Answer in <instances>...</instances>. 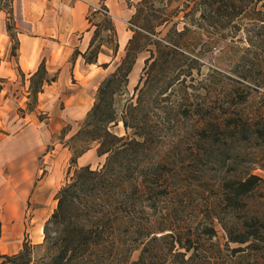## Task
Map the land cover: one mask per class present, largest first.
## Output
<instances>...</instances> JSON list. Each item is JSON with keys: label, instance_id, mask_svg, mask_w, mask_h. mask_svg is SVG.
I'll list each match as a JSON object with an SVG mask.
<instances>
[{"label": "rangeland", "instance_id": "374dc122", "mask_svg": "<svg viewBox=\"0 0 264 264\" xmlns=\"http://www.w3.org/2000/svg\"><path fill=\"white\" fill-rule=\"evenodd\" d=\"M23 1L13 0V10L0 15L11 18L7 26L10 22L15 37L26 29L17 22ZM79 1L31 0L39 20L52 22L54 27L56 19L63 20L62 33L48 38L56 47L63 44L69 49L67 60L61 63L68 74L66 81L59 80V72H52L50 76H57L58 81L46 85L38 98L30 96L31 77L11 62L16 43L9 32L7 48L0 53V78L6 81L0 91V264L2 256L18 254L25 244L44 242L45 226L57 209L69 171L74 175L82 168L78 161L76 167L71 163L74 152L87 145L72 138L85 127L101 84L122 63L138 30L132 19L141 0H109L111 21L104 12L91 20L97 26V45L104 42L112 49L118 41L119 51L114 55L105 49L108 56L101 62L109 65L107 70L88 68L79 55L85 49L81 33L73 31L72 23L77 27L95 8L88 15L73 10ZM150 1L146 14L158 25L159 12L152 8L159 10L165 4ZM192 1L174 0L167 12L177 11V16L156 28L157 36L166 41L173 38L185 56H179L182 61L176 67H158L144 85L147 94L140 119L152 137L143 153L131 157L133 182L147 193L135 194L133 210L156 231L196 228L205 216L222 208L226 179L248 173L264 178V143L255 136L264 121V0H227L229 12L241 9V15L229 20L209 14L201 17V9ZM112 26L116 37L109 31ZM177 31L185 32L177 36ZM148 43L142 39L140 46ZM62 49L57 50L62 53ZM149 55L144 50L138 54L129 82L114 97L119 114L137 103L135 88ZM76 65V75L70 76ZM112 131L121 137H134L135 132L126 131L122 122ZM97 149V143H92L94 155L89 164L93 170L107 160V156L97 157ZM253 203L258 205L259 200ZM217 229L224 236L221 226ZM42 256L43 252H36L34 264ZM244 264L251 263L246 260Z\"/></svg>", "mask_w": 264, "mask_h": 264}, {"label": "trees", "instance_id": "16d2710c", "mask_svg": "<svg viewBox=\"0 0 264 264\" xmlns=\"http://www.w3.org/2000/svg\"><path fill=\"white\" fill-rule=\"evenodd\" d=\"M106 1L102 0V7L87 17L92 30L97 26L91 16L104 12L111 21ZM161 1L166 6L159 10L152 8L159 12L156 20L160 22L153 25L146 14V8L152 2L141 0L132 19L138 30L134 31L128 43L126 57L101 84L85 127L72 138L73 141L82 140L87 145L81 151H73L75 157L72 167H76L78 159L91 150L92 143H97L99 157L107 156L106 163L97 170L91 166L77 168L74 175L69 171L68 183L58 195L57 209L45 226L44 242L36 246L25 244L19 254L2 256L4 262L1 264H34V256L38 251L43 252V256L36 264H244L246 260L251 264H264V178L261 176L248 173L243 177L226 179L222 185V208L220 206L213 215L205 216L196 228H190L187 232L167 228L153 230L149 226L150 222L146 223L143 218L137 217L133 210L135 194H147L139 184L133 182L131 161L134 154L144 152L152 137V132L140 119L143 98L147 94L144 85L148 84L150 75L158 67H176L182 61L179 56H185L173 38L166 41L157 36L156 28L170 24L173 21L171 19L177 16V11L167 12L168 5L174 0ZM226 1L192 2L197 4V9H201L203 18L209 14L229 20L241 15V9L229 12ZM12 3L13 0H0V12L8 8L13 10ZM8 14L12 16V13ZM140 22L142 24H138ZM7 27L16 43L13 57H17L18 34L17 37L11 34L10 22ZM109 31L117 36L114 26ZM93 32L88 50L79 54L86 64L98 63L99 55L106 53V48L112 50L114 55L119 51L118 41L112 49L104 42L97 45L98 31L94 29ZM184 32L177 31L176 35L182 36ZM142 39H148L150 44L141 47ZM142 50L150 55L135 88L137 103L129 104L119 114L114 97L129 82L137 56ZM56 81L57 76H50L43 61L30 78V96L38 98L46 85ZM5 82L0 78V91L4 89ZM120 122L126 131H135L134 137H121L112 131V127ZM255 136L264 143V121ZM255 199L259 200L258 205H254ZM217 226H221L224 236H220ZM232 245L236 247L232 248ZM137 251L140 254L134 260Z\"/></svg>", "mask_w": 264, "mask_h": 264}, {"label": "crops", "instance_id": "0c3cea01", "mask_svg": "<svg viewBox=\"0 0 264 264\" xmlns=\"http://www.w3.org/2000/svg\"><path fill=\"white\" fill-rule=\"evenodd\" d=\"M55 1L56 0H53L54 3ZM101 1L102 0H81L75 4L73 10L78 9L79 11H84L85 14L88 15L90 12V8L94 7L95 9H97L98 8L97 6H101ZM108 2L109 0L105 2V5L107 7H108ZM78 3L81 5H79ZM3 13L4 12H0V15H2ZM8 21L9 19L7 18L3 19L2 16H0V53L2 52V54L4 53L3 50L4 49L6 50L7 48L8 39H9L8 30H7ZM17 22L18 25L21 26V29L23 28L26 29H23V31L18 32V40H19V50L17 52L18 56L13 57L11 62H14L15 66L19 69V71L23 75H27L31 77L38 71L39 67L46 59L47 61L46 68L49 74L52 72H59V80L66 81L68 74L66 72V68L61 63L67 60L69 55L68 52L69 49L63 44L62 45L58 44V47H56L55 43H52L48 38L49 36H52L55 33H57L58 35L62 33L61 30L64 29L63 20L56 19L55 20L56 27H54V23L48 21L46 22L45 19L39 20L38 14L34 12V8L31 4V0H24L22 6V12H21V19L20 22L17 19ZM72 29L74 32L81 33L82 36L81 42L82 45L85 46V49L83 50L82 53H85L90 46L94 33L93 30L91 29V25L87 19V16L84 18V21L81 24H79L77 27H75L74 23H72ZM127 41L128 38L124 36L122 43L126 44ZM59 47L63 48L62 53H60L57 50ZM107 54L108 53H101L98 57V63L86 64V67L88 68L95 67L98 70L105 68V70H107L109 68V65L102 64L101 62L102 57L108 56ZM8 64H10V61ZM11 72H14V70H11ZM69 73L70 76L76 75L77 65L73 68L72 72L70 71ZM57 81H58V77H57ZM93 155L94 153L92 152V150H89L87 153H85L82 157L78 159L79 165L81 167L90 166L89 160L90 158L93 157ZM97 157L102 158L98 156V153H97Z\"/></svg>", "mask_w": 264, "mask_h": 264}, {"label": "bare ground", "instance_id": "6f19581e", "mask_svg": "<svg viewBox=\"0 0 264 264\" xmlns=\"http://www.w3.org/2000/svg\"><path fill=\"white\" fill-rule=\"evenodd\" d=\"M27 68V67H26Z\"/></svg>", "mask_w": 264, "mask_h": 264}]
</instances>
